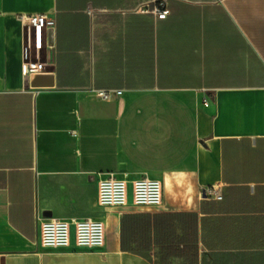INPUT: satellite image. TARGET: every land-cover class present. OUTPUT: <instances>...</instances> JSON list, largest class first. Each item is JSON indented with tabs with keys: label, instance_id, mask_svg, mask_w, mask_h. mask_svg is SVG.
I'll list each match as a JSON object with an SVG mask.
<instances>
[{
	"label": "crops",
	"instance_id": "crops-1",
	"mask_svg": "<svg viewBox=\"0 0 264 264\" xmlns=\"http://www.w3.org/2000/svg\"><path fill=\"white\" fill-rule=\"evenodd\" d=\"M158 1L0 0V264H264V0L140 11ZM20 13L55 21L28 77ZM109 174L123 206L98 203ZM142 176L157 206L134 204ZM213 185L221 200L199 195ZM49 218L70 223L67 248L42 247ZM85 218L97 250L75 245Z\"/></svg>",
	"mask_w": 264,
	"mask_h": 264
},
{
	"label": "built area",
	"instance_id": "built-area-1",
	"mask_svg": "<svg viewBox=\"0 0 264 264\" xmlns=\"http://www.w3.org/2000/svg\"><path fill=\"white\" fill-rule=\"evenodd\" d=\"M142 13H152L158 19H164L169 13L164 0L158 1L153 7L143 4ZM19 21L25 43L22 47V75L31 76L42 72L44 62L38 61L39 51L49 45V36L55 21L47 13H20L16 16ZM92 94L102 100H111L121 94V90L92 89ZM202 104L207 107L209 99L204 97ZM133 202L137 206H157L161 200V187L158 180L142 176L132 182ZM202 197L222 199L217 186H206L200 189ZM127 199L125 180L112 174L102 177L98 183V203L104 207H120ZM74 241L78 248L88 251L102 247L104 241V226L98 219L85 218L73 222ZM70 223L59 218L45 219L40 226V243L45 249H65L70 244Z\"/></svg>",
	"mask_w": 264,
	"mask_h": 264
},
{
	"label": "trees",
	"instance_id": "trees-1",
	"mask_svg": "<svg viewBox=\"0 0 264 264\" xmlns=\"http://www.w3.org/2000/svg\"><path fill=\"white\" fill-rule=\"evenodd\" d=\"M127 217H128V216H126V217L123 216V217H122V220H121V232H122V235H123V230H125V224H126V223H125V222H126L125 219H127Z\"/></svg>",
	"mask_w": 264,
	"mask_h": 264
}]
</instances>
